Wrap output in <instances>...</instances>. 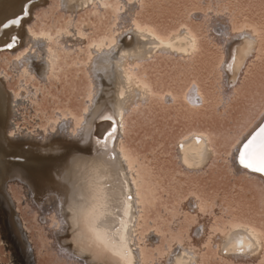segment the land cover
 <instances>
[{
	"label": "bare ground",
	"instance_id": "1",
	"mask_svg": "<svg viewBox=\"0 0 264 264\" xmlns=\"http://www.w3.org/2000/svg\"><path fill=\"white\" fill-rule=\"evenodd\" d=\"M105 1L56 0V7L72 17L62 28L37 32L29 28V22L33 8L46 0H0V54H17L9 58L13 71L22 69L26 76L44 78L54 71L65 44L86 40L74 27V16L87 7L103 6ZM140 1L117 0L109 31L89 45L85 61L88 90L80 114L63 110L45 125L20 126L16 115L18 103L23 102L21 92L10 90L5 72H0V222L8 247H19L21 255L13 254V264H37L29 229L17 205L22 199L39 224L47 226L53 247L73 263L201 264V253L210 245L222 258L234 261L256 264L264 255L263 231L243 218L216 220L212 210L202 209L214 207L197 194L181 200L175 222L166 227V243H157L163 234L161 227L146 225V206L154 202L156 187L145 181L141 172L145 167L123 142L129 113L154 94L141 68L157 55L187 60L197 53L200 41L187 23L162 35L135 18ZM221 10L216 9L218 13H213L206 28L220 48L218 90L225 103L264 38L256 25L239 23L232 13ZM14 19L19 23L12 24ZM168 95L172 100V90ZM183 98L190 106L204 100L196 81ZM261 126L264 107L236 136L227 159L233 174L250 178L263 191L264 172L245 168L239 161L242 145ZM213 135L190 129L178 139L176 155L182 172L197 173L206 166L216 153ZM13 185L19 187L22 198L15 195ZM186 210L191 216L199 212V218L191 217L183 232L172 234Z\"/></svg>",
	"mask_w": 264,
	"mask_h": 264
},
{
	"label": "rangeland",
	"instance_id": "2",
	"mask_svg": "<svg viewBox=\"0 0 264 264\" xmlns=\"http://www.w3.org/2000/svg\"><path fill=\"white\" fill-rule=\"evenodd\" d=\"M107 1L103 6L87 7L74 16V27L86 40L71 45L65 44L59 51L62 55L57 58L54 71L46 74L44 78L26 76L22 69L13 71L8 65L11 60L9 58L17 54L4 57L3 53L7 51L1 52L0 72H5L10 90L17 94L21 92L19 99L23 102L18 103L19 117L16 115V122H19L20 126L23 124L33 128L36 124L45 125L59 111L71 110L80 114L83 110L88 90L85 73L88 47L94 39L106 35L114 20L113 12L117 11V0ZM56 6V0H46L45 3L34 7L29 28L38 32L42 29L54 30L64 27L72 16ZM211 8H215L214 11ZM221 8L232 13L239 23L246 21L259 27L261 37L264 38V0H141L135 9V18L156 27V31L158 29L160 32H157L162 35L167 32L172 34L173 29L176 31L181 24L187 23L199 36L200 41L197 53L187 60L157 55L143 65L141 72L148 76L154 94L149 101L129 113L127 126L125 125L124 145L126 144L128 150H132L130 152L136 158L139 157L140 166L142 164L141 167L146 168H143V171L141 168V172L145 173V181L149 182V185L152 181L156 187L155 200L151 205L147 204L144 216L147 226L161 227L159 229L163 234L157 243H166V227L175 222L173 217L180 211L182 201L192 194H197L203 202L208 199L206 202L215 210L206 206L202 209L206 213L212 210L216 214L215 218H218L216 220L243 218L264 232V190L250 178L233 174L227 159L230 145L236 136L264 107V39L260 50L249 62L236 86L234 85L235 92L231 91L230 97L227 98L229 100L222 103L217 77L220 48L214 38L210 39L212 35L210 36L208 29L211 16L218 13L216 9L220 12ZM195 81L203 92L204 100L190 106L183 98V93ZM171 90L173 99L169 100L168 93ZM190 129L209 131L214 134L216 140V153L210 158L211 162L206 164L203 171L191 174L181 171L176 155L178 139ZM13 190L17 197L22 198L18 186L13 185ZM25 201L22 199L17 205L29 229L37 264H79L69 261L57 252L51 244L47 226L39 224ZM183 213L172 234L183 232L193 216L194 219L199 218V212L192 213L193 216L187 210ZM196 221H193L192 228L199 220ZM1 222L0 264H13V254H21L19 247H8L6 232ZM161 246L163 245H160V248ZM201 255V264H251L247 261L222 258L211 245L205 247ZM256 264H264V255Z\"/></svg>",
	"mask_w": 264,
	"mask_h": 264
},
{
	"label": "snow or ice",
	"instance_id": "3",
	"mask_svg": "<svg viewBox=\"0 0 264 264\" xmlns=\"http://www.w3.org/2000/svg\"><path fill=\"white\" fill-rule=\"evenodd\" d=\"M18 23V19L12 21V24ZM104 119H111V117L106 116ZM242 149L239 153L240 163L245 168H250L257 172H264V126L258 128L251 138L242 145Z\"/></svg>",
	"mask_w": 264,
	"mask_h": 264
},
{
	"label": "water",
	"instance_id": "4",
	"mask_svg": "<svg viewBox=\"0 0 264 264\" xmlns=\"http://www.w3.org/2000/svg\"><path fill=\"white\" fill-rule=\"evenodd\" d=\"M128 198H131V196H130V195H128Z\"/></svg>",
	"mask_w": 264,
	"mask_h": 264
}]
</instances>
